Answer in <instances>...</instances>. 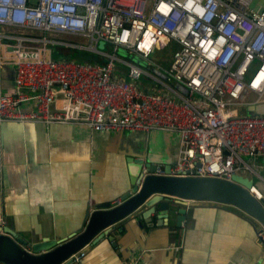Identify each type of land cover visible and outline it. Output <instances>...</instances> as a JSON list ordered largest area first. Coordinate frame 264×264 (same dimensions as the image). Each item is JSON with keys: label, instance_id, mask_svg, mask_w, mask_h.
<instances>
[{"label": "built area", "instance_id": "built-area-1", "mask_svg": "<svg viewBox=\"0 0 264 264\" xmlns=\"http://www.w3.org/2000/svg\"><path fill=\"white\" fill-rule=\"evenodd\" d=\"M50 43L104 58H54ZM171 44L167 66L150 58ZM0 49V63L15 65L13 91L0 93V126L38 119L174 130L177 158L168 171L154 163V173L264 179L256 165L264 157V109L255 110L264 105L259 0H0ZM28 99L36 109L21 110ZM249 191L263 196L256 183Z\"/></svg>", "mask_w": 264, "mask_h": 264}, {"label": "crops", "instance_id": "crops-1", "mask_svg": "<svg viewBox=\"0 0 264 264\" xmlns=\"http://www.w3.org/2000/svg\"><path fill=\"white\" fill-rule=\"evenodd\" d=\"M14 78L15 65L0 63V93L13 91ZM36 107L34 99L19 105L21 110ZM263 109V104L255 107ZM178 145L179 133L169 129L105 131L80 121L5 120L0 126V225L25 239L66 237L82 225L88 209L121 199L131 186L129 166L137 159L171 165ZM256 165L264 178V157H257ZM249 176L264 191V179ZM176 214L174 209L161 225L154 223L156 211L146 219L126 217L70 264H264L260 229L238 207L200 201L187 208L179 225Z\"/></svg>", "mask_w": 264, "mask_h": 264}, {"label": "water", "instance_id": "water-1", "mask_svg": "<svg viewBox=\"0 0 264 264\" xmlns=\"http://www.w3.org/2000/svg\"><path fill=\"white\" fill-rule=\"evenodd\" d=\"M179 86L186 90L183 85ZM136 161L129 166L131 186L121 202L114 205L105 202L88 209L82 225L66 237L25 239L10 227L0 225V264H70L75 253L97 242L107 233V228L126 217L139 215L146 219L156 211L154 223L161 225L176 209L179 225L185 219L187 208L200 201L238 207L251 224L256 223L260 230L264 228V191L261 190L263 196L260 198L249 191L255 183L251 176L235 173L232 179H225L157 174L154 163ZM164 168L168 171L169 165ZM174 205L179 206L173 209Z\"/></svg>", "mask_w": 264, "mask_h": 264}, {"label": "trees", "instance_id": "trees-1", "mask_svg": "<svg viewBox=\"0 0 264 264\" xmlns=\"http://www.w3.org/2000/svg\"><path fill=\"white\" fill-rule=\"evenodd\" d=\"M50 47L52 50V56L54 58L64 57V58H70V59H75L79 61H102L104 58L102 55L92 50H90L91 52H88V51H85L83 48H76V47L66 46V45H62L58 43H50Z\"/></svg>", "mask_w": 264, "mask_h": 264}, {"label": "rangeland", "instance_id": "rangeland-1", "mask_svg": "<svg viewBox=\"0 0 264 264\" xmlns=\"http://www.w3.org/2000/svg\"><path fill=\"white\" fill-rule=\"evenodd\" d=\"M60 36L61 37H65V38H69V39L78 40L80 42H84V39L83 38L77 37L75 35H60ZM173 48H174V45L171 44L169 46H165V47L160 48V49H154L150 53V58L152 60L156 61L159 64H162V65L167 66L170 63V61H171V56H172V50H173ZM83 49L85 51L91 52L90 50H88L86 48H83ZM119 53H121V52H119ZM131 57L132 58H135V55L134 54H131ZM140 81L141 82H145V81L149 82L150 79L148 77H146V75H141ZM247 99L250 100L251 97L250 96H247ZM246 159H248V158L246 157ZM254 180H255V183H256V178Z\"/></svg>", "mask_w": 264, "mask_h": 264}]
</instances>
